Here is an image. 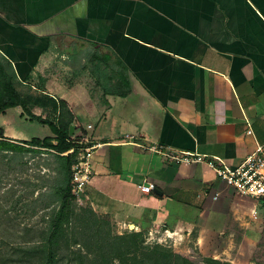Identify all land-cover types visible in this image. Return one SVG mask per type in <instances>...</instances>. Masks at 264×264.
Wrapping results in <instances>:
<instances>
[{"label":"crops","instance_id":"obj_1","mask_svg":"<svg viewBox=\"0 0 264 264\" xmlns=\"http://www.w3.org/2000/svg\"><path fill=\"white\" fill-rule=\"evenodd\" d=\"M0 55L24 84L67 101L76 136L104 143L82 203L120 232L231 262L261 234L262 201L206 164L168 162L126 135L231 166L264 146V0H0ZM113 84L130 91L104 93ZM37 123L48 126L21 106L0 113L15 142Z\"/></svg>","mask_w":264,"mask_h":264},{"label":"trees","instance_id":"obj_2","mask_svg":"<svg viewBox=\"0 0 264 264\" xmlns=\"http://www.w3.org/2000/svg\"><path fill=\"white\" fill-rule=\"evenodd\" d=\"M122 83L123 80H120V84ZM114 84L112 88L105 89L104 93L121 96L129 93L128 86L118 90ZM23 86H27V89L23 90ZM16 106H21L24 113L32 119L46 123L54 137H33L15 142L6 137L0 128V152H45L41 148L45 147L46 152L51 153L57 160L60 174L55 186L59 204L51 217L49 229L38 244L21 248V261L30 264H58L61 260V248L65 242L68 243L69 230L74 223L80 226L82 233L88 235L85 242L75 241L87 249L85 256L77 253L78 257L74 259L78 260V264H194L189 258L165 246L146 245L143 232L115 235H111L110 231L105 232L104 225L98 223L96 212L92 208L84 210L89 212V217L76 213L71 184L75 155L61 154L75 145L71 133V128L75 129L74 114L66 100L38 93L30 85L20 81L12 63L0 55V113ZM35 106L49 109L47 117L42 119L34 114ZM92 216L95 221L91 220ZM82 257H86V261ZM212 261L222 264L217 259Z\"/></svg>","mask_w":264,"mask_h":264},{"label":"rangeland","instance_id":"obj_3","mask_svg":"<svg viewBox=\"0 0 264 264\" xmlns=\"http://www.w3.org/2000/svg\"><path fill=\"white\" fill-rule=\"evenodd\" d=\"M39 124L41 123L25 124L22 129L29 138H43L46 130L52 132L48 126ZM41 148L45 152H0V264H30L21 261L20 250L35 246L41 241L58 207L55 188L57 179L60 177L58 162L51 153L46 152L45 147ZM74 202L76 213L89 217V212L84 210L92 208L90 203H81L76 200ZM96 215L98 223L104 225V231H110L111 235L133 232H120L110 218L98 212ZM91 220L95 221V217L92 216ZM79 227L78 224L71 225L68 243L65 242L61 248V260L58 264H78V260L74 259L78 257V252L85 256L87 249L75 241L85 242L88 235L82 233ZM261 228V234L254 242L234 250V254L229 256L232 262L217 260L222 264H264V220ZM143 238L146 245L159 244L179 253L167 241L150 239L145 233ZM183 256L189 258L194 264H218L212 261V258L203 257L198 253H188ZM82 258L86 261V257Z\"/></svg>","mask_w":264,"mask_h":264},{"label":"built area","instance_id":"obj_4","mask_svg":"<svg viewBox=\"0 0 264 264\" xmlns=\"http://www.w3.org/2000/svg\"><path fill=\"white\" fill-rule=\"evenodd\" d=\"M91 127L92 125L89 124L88 128ZM248 133H251L250 129ZM72 134L75 145L61 154H74L76 157L72 165V194L76 201L82 203L84 186L94 173L91 155L104 143L90 142V139L84 135L79 138L75 135V129L72 130ZM76 137L79 139L75 140ZM126 138L142 151L158 154L171 163L206 164L215 172L218 182L221 181L234 187L240 195L250 196L264 203V146L262 145L258 146L238 165L231 166L220 157H207L190 150H174L148 139L139 140L135 135H126ZM142 189L145 192H152L154 184L144 185Z\"/></svg>","mask_w":264,"mask_h":264},{"label":"water","instance_id":"obj_5","mask_svg":"<svg viewBox=\"0 0 264 264\" xmlns=\"http://www.w3.org/2000/svg\"><path fill=\"white\" fill-rule=\"evenodd\" d=\"M71 130H73V128H71ZM72 133V132H71ZM156 192H158V190L156 189Z\"/></svg>","mask_w":264,"mask_h":264}]
</instances>
